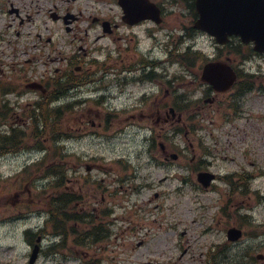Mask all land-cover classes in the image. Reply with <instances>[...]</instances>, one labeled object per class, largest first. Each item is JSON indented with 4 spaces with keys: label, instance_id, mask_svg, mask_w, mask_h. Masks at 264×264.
<instances>
[{
    "label": "rangeland",
    "instance_id": "374dc122",
    "mask_svg": "<svg viewBox=\"0 0 264 264\" xmlns=\"http://www.w3.org/2000/svg\"><path fill=\"white\" fill-rule=\"evenodd\" d=\"M12 1L34 12V15L37 13V18L47 32L69 34V49H63L64 54L74 53L78 50L74 48L79 46L82 50L125 49L127 45L133 48L137 37L141 39L142 47L151 45L150 39H144L149 34L147 26L150 23L129 25L122 18L124 12L118 0ZM152 1L162 5L165 10L162 25L166 35L163 32L157 33L159 42L163 44L159 49H173L183 25L192 27L193 11L185 0ZM65 10L77 15L74 23H57L49 19L52 12ZM104 20L111 22L112 32L104 31ZM67 26L75 29L68 32ZM0 31L8 33L6 43L0 45V66L5 71L4 74L0 72V77L5 78V74L13 73L14 65L20 68L19 60L25 63L26 57L35 54H42V58L36 63H29L30 66H40L44 70L47 55L44 57V51L36 49L35 43L31 42L35 31L30 22L20 23L11 16L0 15ZM16 31L20 32L19 39L15 38ZM204 45L207 46V42L201 39L199 49L206 50ZM183 46L186 47V43ZM159 54L167 56L168 51L165 54L159 51ZM106 56V52L102 53L100 60ZM116 57L117 53L112 59ZM114 66L104 65L102 69L104 73L106 70L112 71V99L109 102H89L79 107L71 99L72 111L66 108V112L72 119L69 118L66 123L78 128L81 112L92 117L91 119L95 114L99 117L93 119L97 121L95 126L90 125L78 131L75 129L73 132H79L82 137L74 134L63 148L68 154L65 163L69 169L67 179L70 185L78 183V176L87 174L91 175L93 182L102 183V187H111L112 182V198L106 197L102 201L105 195L97 189L95 194L100 200L99 206L112 202L115 222L110 223L108 235L103 242L88 248H76L79 252L77 255L67 247L65 254L51 258V254L46 251L51 241L45 240V250L35 264H204L212 249L220 252L216 263L264 264V258H258L259 254H264V92H260L264 90V59L254 57L247 64L251 73H258L253 78L255 90L247 93L241 101V114L222 127L225 123L221 119L223 112L217 111L216 105L210 106L207 96L204 101L199 102V105L206 106V113L194 119L199 134L176 136L173 139L175 143L169 144L168 151L179 152L182 149L183 152L177 161L173 162L171 159L169 164L156 161V157L163 158L160 148H148L142 140L143 134L134 133L136 127L127 128L129 123L141 122L138 114L141 102L137 98H128L127 88L121 91V87L116 86L115 81L121 79L125 72H115L119 70L114 68L120 66ZM167 71L171 79L165 80L164 88L169 87L171 92H164L166 101L173 100L174 89L182 90L184 86L188 89L195 88V76L193 73H186L181 65H169ZM180 74L185 76L181 77ZM108 81L106 80V84ZM22 87L17 86L20 89ZM188 95L195 99L202 96L203 91L190 92ZM37 96L36 92L31 91L21 99L10 95L11 106L2 117L4 121L11 122V115L22 112L23 105L33 102ZM218 100L222 101L224 98L220 96ZM197 104L193 103L192 108ZM0 110H5L2 105ZM106 111L112 112L111 119H102ZM132 112L135 117L131 116ZM99 121L103 122L102 125L98 124ZM3 123L0 120V124ZM121 128L127 130L120 132ZM117 130L116 136L112 137ZM199 144L212 154L206 156V161L195 170L192 165L188 166V162L193 152L197 153L196 158L199 157ZM41 155L42 153L34 151L0 156V264H30L31 236H27L26 231L36 224H43L44 218L26 215L37 208L36 205L21 209V204L14 206L13 201L14 195L23 188L27 192L45 190V185L38 183L36 186L31 180L33 172L19 175L26 165L32 164ZM87 164L93 166L91 172H87ZM202 169L217 174L248 171L253 174L250 188L240 189L242 183L235 179L233 187L217 180L215 186L207 190L197 180V173ZM112 216H108L109 221ZM234 225L243 229L244 236L237 242H230L227 230ZM73 238L71 236L69 239L70 247Z\"/></svg>",
    "mask_w": 264,
    "mask_h": 264
},
{
    "label": "water",
    "instance_id": "95a60500",
    "mask_svg": "<svg viewBox=\"0 0 264 264\" xmlns=\"http://www.w3.org/2000/svg\"><path fill=\"white\" fill-rule=\"evenodd\" d=\"M123 6L125 7L124 4ZM197 8L200 14L198 27L214 33L219 40L226 39L229 33L241 34L245 41L253 39L259 50H264V0H197ZM125 11L127 12L126 7ZM150 13V11L142 12L139 19L152 15ZM215 65H207L203 77L217 85L215 80L207 76L211 69L220 68L231 72L227 65ZM229 79L227 86L232 83L234 75L232 74ZM211 178L207 176L203 183L207 185ZM240 235V230L233 228L229 231V237L233 240L238 239Z\"/></svg>",
    "mask_w": 264,
    "mask_h": 264
},
{
    "label": "flooded vegetation",
    "instance_id": "af4514ba",
    "mask_svg": "<svg viewBox=\"0 0 264 264\" xmlns=\"http://www.w3.org/2000/svg\"><path fill=\"white\" fill-rule=\"evenodd\" d=\"M25 10L24 6H22L21 4H16L15 2H13L12 0H0V13H4L5 11H7L14 19H21V21H23L22 19V12ZM55 17L57 19H65L64 15L59 14V13H55L54 14ZM73 18H77V16H73ZM61 37V36H59ZM53 37L49 36V38L46 39L45 42H52ZM58 43V39L55 40V44ZM213 48H211V54L206 56L209 57V60H220L224 57V50L226 49V47H222V46H218L215 43H213ZM148 49L150 50V53L148 54H143L140 55V58H137V53H134L131 56V59L128 60L127 62V67L130 68V70H132L134 67L138 68V71L140 73H138L137 77H135L133 80L134 82L132 83L134 86L138 87L137 91H133L134 96H137V92H139V94L141 95V98L144 100L148 99V104L150 102H154V105L152 107H149L147 112V117L150 118L151 120H154L155 124L157 125V127H161L164 123H165V107H164V99L161 98L163 95V82L161 79V75L159 74V67L162 65V61H161V57L159 55V46H152ZM236 49H243V47H237ZM77 62L79 63L78 66V70L81 69V66H84V63H86L84 61L83 58H78ZM79 73H81L82 75L85 74L84 71H79ZM67 74V71L64 72V75ZM146 78H150L152 81L148 82L146 80ZM94 83V82H93ZM148 83H150V85H153L149 90V86ZM119 86H122L121 84H118ZM93 89V85L92 87L89 88V90ZM152 89H154V91H152ZM209 91H213L211 86H208L207 88ZM95 90V89H94ZM143 95L141 94L142 92H144ZM215 96L212 97V103L215 102L217 96L220 94L218 92H215ZM90 96L94 95V94H89ZM226 95V94H225ZM141 115L145 116L144 111H141ZM149 143H151V139H149ZM154 143V140L152 141V144Z\"/></svg>",
    "mask_w": 264,
    "mask_h": 264
},
{
    "label": "trees",
    "instance_id": "16d2710c",
    "mask_svg": "<svg viewBox=\"0 0 264 264\" xmlns=\"http://www.w3.org/2000/svg\"><path fill=\"white\" fill-rule=\"evenodd\" d=\"M36 131L38 132V130H36ZM16 136H18V139H19L20 144H21L23 142V136L24 135H23V133L16 132L14 130L12 131V134H11L10 137H6V138H8V140L5 143L14 142V139H15ZM15 142H17V141H15ZM1 147H3V145ZM1 147H0V153L9 151L8 149L1 148ZM50 171H51V174H57L58 175V180L56 182V185L60 186L61 185V181H62L63 172H64L63 166L61 164L53 163L51 165ZM211 264H221V263H216V259H214Z\"/></svg>",
    "mask_w": 264,
    "mask_h": 264
},
{
    "label": "bare ground",
    "instance_id": "6f19581e",
    "mask_svg": "<svg viewBox=\"0 0 264 264\" xmlns=\"http://www.w3.org/2000/svg\"><path fill=\"white\" fill-rule=\"evenodd\" d=\"M243 217V216H242Z\"/></svg>",
    "mask_w": 264,
    "mask_h": 264
}]
</instances>
